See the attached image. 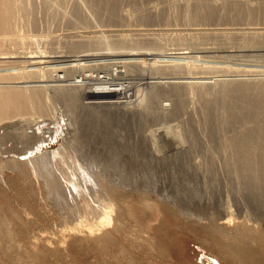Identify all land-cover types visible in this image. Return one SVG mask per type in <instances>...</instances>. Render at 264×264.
<instances>
[{
  "label": "bare ground",
  "instance_id": "6f19581e",
  "mask_svg": "<svg viewBox=\"0 0 264 264\" xmlns=\"http://www.w3.org/2000/svg\"><path fill=\"white\" fill-rule=\"evenodd\" d=\"M52 1L0 0V264H173L169 249L176 243L167 237L162 240V215H173L187 227L209 232L207 241L216 252L202 247L200 264H264L263 77L149 80L141 87L127 85L131 90L127 96L121 76L129 73V64L118 69L115 62L110 72H95L90 80L85 75L68 80L71 63L86 60V67H91L102 58L86 55V50L64 55L58 49L46 51L33 45L37 36H45V41L64 33L83 36L88 18L101 33L111 36L119 19L126 17L129 31L147 41L141 48L132 46L134 54H157L150 58L153 71L160 72L164 66L179 70L187 64L210 70L220 66L215 59L246 49L206 46L201 52L208 55L202 59L187 48L160 52L162 5L167 6L165 28L185 27L204 36L212 32L206 25L211 23L229 30L249 29L254 24L251 18L259 13L257 3L243 0L246 5L239 12L245 19L241 21L232 17L227 0L221 4L188 0L192 8L183 11L175 0L152 4L141 0L138 8L125 11L119 9L122 0H91L90 14L82 10L85 0H72L64 10L56 7L63 0H56L57 5ZM151 12L157 19L151 18ZM68 35L65 40L71 38ZM55 40L49 47L58 43ZM80 41L71 42L77 48ZM162 97L170 100L171 119L186 113L190 104L186 116L193 133L188 144L177 130L165 129L162 135L159 127L154 129L155 136L148 134L150 123L169 117L161 110ZM198 97L202 103L198 104ZM199 123L209 129V136H219L208 139L218 141L219 154L211 149L217 143L202 146L204 162L196 160L195 153L194 125ZM27 142L31 147L25 148ZM162 145L175 148L174 153L162 154ZM169 158L176 164L173 173L177 170L178 177L195 181L200 192L186 181L185 189L162 186V160Z\"/></svg>",
  "mask_w": 264,
  "mask_h": 264
},
{
  "label": "rangeland",
  "instance_id": "374dc122",
  "mask_svg": "<svg viewBox=\"0 0 264 264\" xmlns=\"http://www.w3.org/2000/svg\"><path fill=\"white\" fill-rule=\"evenodd\" d=\"M55 1L56 0L52 1L51 3L56 4L57 2H55ZM92 1L91 0L90 1H86L85 0V2H87V3H85V4L82 3L81 4L84 7V9H85V10L82 9L84 14H87V12H89V14H90V10L92 8H89V7L92 6L93 3H94V1H93V3H92ZM130 1H132V2H130ZM140 1L141 0H136V1H134V0H122V4H121V2L119 4V9L122 7L121 9H123V10H120V11H125V9L126 10L127 9H131L132 10V7L134 9V7H136V6H137L136 8H138V4H139ZM145 1L147 3L149 1H151V4H152L155 0H144V2ZM186 1H188V0H178V1L175 0V2L176 3L178 2V4H179V5H177L179 7L178 9H180L182 11L184 10V8L185 9L186 8L191 9L192 7L189 6L190 4H186L187 3ZM223 1L226 2V0H219V3L221 4ZM227 1H229L231 3V8L233 9L232 12H231V10L228 8L229 11H230V14L232 13V15H234L232 17L233 18L236 17L237 19L243 21V19H245V17H244V15L242 16V14L239 12V10H240L241 7H244L246 5V3L244 4L243 0H227ZM249 1L251 3L252 2L257 3V4H255V6L257 7V9H259V13L256 15V18H251L252 21H254V24L252 25V27H250L247 30L244 28L243 30L238 31L235 28H231L229 30L228 28L225 29L224 27H222L218 23L217 24L216 23H211V24H206V25H207V28H210L212 30V32L211 33L209 32V35H208V33H206L207 35L204 34V36H202L203 32H201V31H199L201 33H199V32L197 33L196 32L195 33L196 35L194 34V32L192 34V32L187 31L185 29V27H183L182 29L179 27L181 30L179 28L176 29L174 26L173 27H168L169 29L165 28V23H166L165 11L167 9V6H165L166 3L165 4L162 3L163 4L162 5V15L160 16V18L162 19L161 20L162 21V34L160 35V37L162 38V48H161V51L159 50L160 52L163 53V52H166V50L170 51L171 48L173 49V48H176V47L177 48H179V47L180 48H187L188 51H192L191 54L193 56L197 55V56H199L201 58L204 55L205 56L208 55L207 53L201 52L202 48H204L206 46L207 47H221V46H223V47H228V49H236V48L238 49V48H242L241 46H243L244 47L243 49H246L245 51H243L241 53L237 52L238 54L236 52H233V53H235V55L230 54L228 56H224L225 58L224 57H222V58L219 57V59L218 58L215 59V62H220V63H218V64H220V66L215 68V69L207 70V69L202 68L200 66H196L197 67L196 68L194 66H190V65L187 64V65H184L185 67L183 66V68H181V69L179 68V70H178V68H176L177 70H172V69H169L170 67H166V70H167L166 71L164 69L165 68V66H164V68H162V71H160V72L153 71V69L150 67L151 66L150 64H152V61H151L152 57L151 56H153V55L157 56V54H151V55L147 54L146 55V52H144V51H141V52L137 51V53L134 54V52H136V50L135 49L133 50L134 47H132V46L138 45L141 48L147 41H146L145 38H142L139 35H137L133 30H132V32H131V30L129 31L128 19L126 17H123V19H119L120 23H119V26H117V29L115 30L116 32L114 31V35L112 34L113 37H112V35L110 36L109 34H106V35H108V38H106L107 36L100 32L99 27L94 26L92 24V23H94L93 20L88 18V20H87L88 22L86 23V25H87V27H86L87 33L84 34L85 38H84V35L83 36H81L82 34L79 35L80 37H83V39L78 37V35H74L73 37H71L68 34L64 33L60 37H56V38L50 39L51 41H54L55 39L56 40L58 39L57 40L58 43L55 42L56 44H53V45L51 44L50 47H49V44L51 43V41H49V40L45 41V40H47L45 36H43V37L40 36V38L42 37L43 39L41 38V40H39L40 38H39V36H37L34 39L35 44H33V45H34V48H41V49L45 48L46 51L47 50L48 51H54V49L55 50L58 49L57 51H59V50L62 51V53L64 55H66L67 53L69 54V52L70 51L72 52V50L73 51L86 50L84 54H86V55L91 54V53L99 54V58H102V62L103 63L100 62L97 65H93L91 67H86L87 66L86 64H89V61L87 62L86 60H79V61H75L74 63H71L72 65H69L70 68H71V71L70 72L68 71L69 74H70V76H68L69 77L68 80H73V79L74 80L75 79L76 80H81V78L84 75L88 79V78H90V75L92 77H95L94 76L95 72H96L95 74H97L98 72H101L100 74H103V73H106V72H110L111 69H114L115 66L119 67L118 69H120V66H121V68H123L122 67L123 64H129L133 68L132 67L130 68V66H129V70H130L129 73L128 72H127V74L126 73H124V74L122 73L123 76H121L122 82L124 81V83H125L124 91L127 92V96H129L131 94V90H129V89H130V86L132 84H134V85H132L133 87L134 86L141 87V85L142 86L144 85V84H142V83H144V81L148 82L149 80H150L149 82H153V81L154 82L155 81L156 82H160V81H162V82H167L168 83V82H172V81L192 80L193 78L196 79V81H200L204 77H205L204 79H207L208 81H213L212 77H214L215 80H216V78H218V79H220V78H222V79H225V78L226 79L227 78L230 79L233 76L235 78L236 77L237 78H261V77H263L264 78V51H261V50H264V16H260V15H262L264 13V0H249ZM67 2H68L67 0H63V3H62L63 5L59 2V3H57V4H59V6L56 4L57 5L56 7L57 8L59 7L60 9H63L65 7H67V9H69V7H71L73 2H72V0H69V2H70V3L68 2L69 4ZM135 3H136V5H135ZM180 3H181V5H180ZM188 3H190V2H188ZM67 4H68V6H67ZM153 13H155V12H151V18L153 20H155V19H157L158 16L156 14H153ZM104 19H106V18L104 17ZM219 26H221V27H219ZM246 26H247V24H246ZM214 28H216L217 30L220 28V30L217 32V30L214 31L215 30ZM139 30L141 31V29H139ZM127 31H129V32L126 33ZM207 32H208V30H207ZM215 32L218 33V34H215ZM65 34H66V38H64ZM214 34H215L216 38L214 37ZM67 35H68V37L72 38V39L68 38V40L70 42L68 40H65V39H67ZM205 35H206V37H205ZM114 36H116V37H114ZM196 36H199V37H196ZM203 37L206 38V39H204ZM59 39L61 40L60 42H59ZM76 39H79V40H76ZM119 39H121V40H119ZM42 40H44L45 43L48 42L47 43L48 46L45 45V43L43 45V41ZM72 40L75 41V42L81 40L80 41L81 43L80 42L76 43L77 46L79 45V47L76 48L75 43L71 42ZM39 41L42 42V43H40ZM36 42H39V43L36 44ZM68 42L71 44L70 46H69ZM73 44H74L75 48H74ZM105 44H107V45H105ZM245 46H246V48H245ZM67 47H70V48H67ZM191 47H193V48H191ZM163 49H165V50H163ZM64 51H66V52H64ZM67 51H69V52H67ZM93 51H95V52L98 51V52L94 53ZM156 53H158V52H156ZM209 55H212V54H209ZM213 55H214V53H213ZM197 56H195V57H197ZM229 56H230V58H229ZM103 58L105 59V61L103 60ZM115 58H117V59H115ZM136 58H139V62H141L144 59V61H143L144 63H142V62H141L142 64L139 63L138 59L136 60ZM108 59L110 61H112V62H110ZM111 59H113V60H111ZM234 60H235L236 63L234 62ZM105 63H106V65H105ZM110 64H112V65H110ZM114 64H116V65L114 66ZM94 66H95V68H94ZM98 66L100 68H98ZM235 66H236V68H235ZM237 68H239V69H237ZM57 70L60 71V69H57ZM132 70H133V72H132ZM196 76H197V78H196ZM198 76L201 77L202 79L199 78L200 79L199 80ZM143 78H145V80ZM88 80H90V79H88ZM130 80L132 81V83H131ZM93 81L96 82L95 79ZM127 81H128V83H127ZM90 82H92V81H90ZM127 85H129L128 86L129 89L126 88ZM149 88L151 90L153 89V87L152 88L149 87ZM206 90L209 91L210 89L206 87ZM122 96H124V94H122ZM199 97H198V99H200V100H198V104L202 103V101H203L202 97L201 98H199ZM162 100H163L162 102H164V103H162V109L161 108L160 109L162 111H166V114L168 112L169 117H170V109H171L170 100L167 97H162ZM190 100H192V99L189 98L188 102ZM189 108H190V104L187 105V108L184 111L186 113H182V114L178 115V117L176 116V117H174L172 119H171V117L170 118L167 117V118H164L161 121L154 120L148 126V134L150 133V135L155 136L154 135V129L159 128V127H162V135H166L167 132H166L165 129L177 130L184 137V140L186 141V144H188L189 143V138H190V133H193V131L189 132V130H188L189 128L192 127V122L188 118L189 117V114H188ZM200 109L201 108H199V114L201 113ZM60 113H62V111ZM200 117H198V118H200ZM187 123L189 124V126H188ZM51 125L53 126L54 124L52 123ZM201 125H203V126H201ZM29 130H31V129H29ZM208 130L209 129H207L203 123L202 124L199 123V125H197V127H195V125H194V131L196 132V133L194 132L195 136L196 137L198 136L197 137L198 138V140H197V142H198L197 144L198 145L196 146L197 147V150H196L197 152H195L196 153V160L197 159L200 160L202 158L201 159L202 162H204V160H203L204 158L203 157L205 155L204 154L205 151H203V150H205V147L203 148L202 146L203 145L204 146L207 145V148H211V146H214L215 143L218 142V141H216L214 143L215 138L219 137V136L218 137L217 136H209L208 134H210V132ZM204 136H206V137L204 138ZM210 137L211 138L215 137L213 139V141L211 142V143H214V145L210 143V141H211ZM201 139H202V141H201ZM216 140H219V139H216ZM203 142L204 143L207 142V143L204 144ZM8 144H10L12 146L15 145V144L13 145V143L11 141ZM25 145H26L25 143L17 144V146H25ZM58 145H59L58 142H53V146L57 147ZM27 147H31L30 142H27V145H26L25 148H27ZM168 148L167 147H163V145H162V149H164V150H162V154L170 156L172 153H174V149L175 148L171 147V149H173V150H171L170 147H168ZM211 149L213 150V152L215 150V153L217 152V154H219V151H220L219 143H217L215 145V149L213 147ZM197 154H198V156H197ZM218 157H220V156H218ZM205 158L208 159V155H206ZM167 160L168 159H166V161L162 160V164L163 165H162V173H161L162 174V186H164L165 189L170 190L171 188H174L173 187L174 185H176L177 187H180L182 189H185L186 185H184V184L187 182L189 184V187L191 189H193V191H195V192L199 191L200 192L201 188H199V185L195 181L191 182V181H189L187 179V177H184V176H180L183 180L180 179V177H178V171L177 170H175L174 173H173V169H175L173 167H175L176 164L173 163V161H172L173 159L169 158L168 161L171 162V164L169 163L170 164V166H169V164L167 163ZM220 160H222L221 157H220ZM165 162L168 165L164 166ZM172 173H173V175H172ZM175 174H176L177 177L175 176ZM174 176L176 177L175 179L173 178ZM183 182H184V184H182ZM186 187H188V186H186ZM198 188H199V190H198ZM168 213L171 214L170 211ZM162 221L164 222V224H163V226H164L163 228L164 229L162 230V238H163L162 240H164V238L167 237L166 239H170V240H172V241H174L176 243V245H174V244L171 245L170 244V249H169V253L171 255V258L173 259V264H196V263L200 264L201 263V257H202V250L203 249H206V250H208L210 252H213V253L216 252V250H214V247L211 246V244H209V242L207 241L209 239L208 238L209 235H206V234H209V232H207V230H205L204 228L199 227V226H189L191 228L190 229L189 227H187L184 224H182V223L178 222L177 220H175L173 215H170V216H168V215L163 216L162 215ZM165 234H167V235H165ZM202 247H204V248L202 249ZM221 256L223 258L222 254H221ZM226 261H228V260H226ZM61 262L63 264H68L67 261H61ZM230 262H232V261H230ZM81 263H83V262H81ZM81 263L75 262L74 264H81ZM232 263L234 264V262H232ZM232 263H230V264H232Z\"/></svg>",
  "mask_w": 264,
  "mask_h": 264
}]
</instances>
